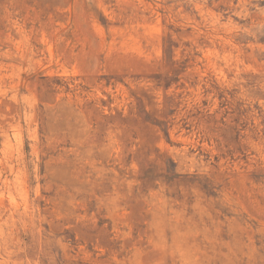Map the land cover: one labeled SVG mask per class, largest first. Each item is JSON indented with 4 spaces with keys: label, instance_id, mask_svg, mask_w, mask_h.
Here are the masks:
<instances>
[{
    "label": "rangeland",
    "instance_id": "obj_1",
    "mask_svg": "<svg viewBox=\"0 0 264 264\" xmlns=\"http://www.w3.org/2000/svg\"><path fill=\"white\" fill-rule=\"evenodd\" d=\"M0 264H264V0H0Z\"/></svg>",
    "mask_w": 264,
    "mask_h": 264
}]
</instances>
